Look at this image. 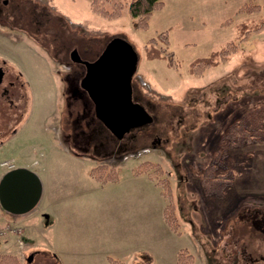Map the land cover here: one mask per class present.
I'll use <instances>...</instances> for the list:
<instances>
[{"label": "rangeland", "instance_id": "374dc122", "mask_svg": "<svg viewBox=\"0 0 264 264\" xmlns=\"http://www.w3.org/2000/svg\"><path fill=\"white\" fill-rule=\"evenodd\" d=\"M253 1L264 4V0ZM164 2L146 30H135L127 7L121 17L108 20L91 11L89 0H0V66L8 68L0 87L13 83L9 88L12 103L0 98V140L13 128L18 132L0 152V162L40 169L38 179L44 189L54 186V196L68 202L64 209L70 216H83V222L96 224L99 231L105 232L103 216L114 217L118 229L125 216L133 217V222L134 217L144 219L137 228L147 224L153 234L144 238L137 230V238L126 239L133 243L131 247L146 239L149 246L159 244L163 209L171 203L181 236L174 234L170 244L187 249L195 264H264V141L227 151L233 179L222 195L206 194L199 176L230 124L264 104V32L253 34L227 63L209 68L199 77L188 72L194 59L207 57L235 40V24L264 19V10L257 15L236 14L248 0ZM229 19L231 24L222 25ZM168 29L169 49L179 63L176 70L167 68L163 60L144 56L146 42ZM115 37L127 41L138 56L134 80L153 121L123 136L124 147L120 144L115 154L117 162L108 163L120 183L94 187V191L90 185L94 183L81 178L80 168L85 164L69 163L59 154L63 149H76L72 139L65 137H71L73 127L67 122L69 108L62 95L69 87L62 81L71 49L92 61ZM94 125L100 127L96 136L91 135L95 143L108 140L114 145L109 131L97 120ZM155 136L160 143H154ZM87 149L92 153V147ZM123 154L128 155L126 159L118 160ZM98 158L91 156L86 162L89 171L101 163ZM144 162L160 167L161 175L152 170L146 177L153 176L154 185L157 179H167L171 200H163L161 187L145 176L133 177L132 170ZM215 171V175L221 174L218 168ZM91 179L88 181L93 182ZM0 214L21 231L9 236L21 250L24 230L14 223L19 215L1 206ZM102 232L98 247L106 243ZM11 251L0 240V254ZM43 252L31 259L28 250L22 264H56ZM170 257L169 251L164 252L158 264H172ZM139 259L137 264H145Z\"/></svg>", "mask_w": 264, "mask_h": 264}, {"label": "trees", "instance_id": "16d2710c", "mask_svg": "<svg viewBox=\"0 0 264 264\" xmlns=\"http://www.w3.org/2000/svg\"><path fill=\"white\" fill-rule=\"evenodd\" d=\"M89 1L91 11L108 20L121 17L124 7H127V13L133 21L135 30H146L153 13L162 10L165 4L164 0ZM262 10H264V4L259 5L254 3L253 0H248L247 3L237 10L236 14L257 15ZM229 24H231L230 19L223 22L222 25ZM235 29L237 36L234 41L228 42L217 51H212L207 57L194 59L189 64L188 72L191 76L199 77L207 69L227 63L233 55L238 53L240 46L244 42H248L247 40L253 34L257 35L264 32V19L261 17L258 20L246 19L235 24ZM169 30L158 33L146 42L144 45V56L147 60H163L167 68L176 70L179 63L174 52L169 49ZM258 141H264V104L250 109L227 128L217 149L213 152L212 161L199 172L205 193L220 196L223 194L224 189L231 184L233 172L227 160V151L230 148L241 147ZM217 168L221 173L218 176L215 175ZM152 170L159 174L161 173L159 166L149 162L140 164L136 169L132 170V173L138 176L143 173L149 174ZM89 176L100 184L116 183L120 178L115 169L110 168L107 164H100L90 169ZM149 178L150 180H155L151 175ZM156 185L161 187V195L165 199L171 200L172 194L167 179H157ZM163 217L169 229L177 233L179 226L171 203L165 206ZM141 255L145 264H153V258L150 254L144 253ZM176 259V264H193L194 262L193 256L186 249H180L177 252ZM0 264L20 263L15 256L0 254ZM108 264H124V262L109 258Z\"/></svg>", "mask_w": 264, "mask_h": 264}, {"label": "crops", "instance_id": "0c3cea01", "mask_svg": "<svg viewBox=\"0 0 264 264\" xmlns=\"http://www.w3.org/2000/svg\"><path fill=\"white\" fill-rule=\"evenodd\" d=\"M8 35L9 34L6 36ZM17 133V130L13 128L9 136L7 135L0 140V152L3 150L8 140L15 137ZM59 154H62V157L69 163L78 162L80 165L85 164L82 166V168H80L82 169L80 171L81 178L86 179L87 184L94 183L90 184L93 186L94 191H96L94 187H101L104 189L107 187L116 186L121 181L119 178L118 182L116 183L100 184L91 179L88 175L89 169L86 166V162L89 161L91 157L86 153L72 149H63L59 152ZM98 159L101 161L100 164H108V160H110H101L100 158ZM17 168H24L30 171L37 178L40 185V193L37 202L25 213L14 214L19 215L18 217L20 218L14 223L21 226L24 230V235L22 236L24 247L20 250L13 242L14 238L10 239L8 237L3 239L5 244L9 245L10 249L12 250L11 252H7L5 254L15 256L20 264L27 260V254H25V252L29 250L32 259L35 255L43 252L41 249H43L45 251L43 253L48 254L51 261L55 262L56 264H108L109 258L121 260L124 262V264H137V258L139 257L142 259L140 255L143 252L150 254L155 260V264H158L162 263L159 261V257L163 256L164 252L166 251L167 254L168 251L170 252V260L172 261V264H176L175 257L180 247H173L170 243H173L172 240L174 237H180L181 233L172 232L165 223L164 217L162 218V233L164 236H159V244L155 245L152 242L151 246H149L146 239L142 245L139 246L136 244V246L131 247L133 243H130L126 239H129L131 236L135 237V235L137 238V230L141 232L139 233L141 234L140 236L143 234L144 238H151L153 234L152 230H147V224L144 226V228H137L138 225L141 226V222L144 219H138L134 217L133 222V217L129 219L127 216H125V218L120 220L121 229H118V226L116 225L117 220H115L114 217L103 216L104 218L102 219H104V226L102 228L105 230V232L99 231L96 224H89V221L87 223L83 222V216H70L68 209H64L65 206L68 205V202L66 201L62 203L60 198H58L56 195L54 196V186L44 189L43 185L40 184L38 179L40 169L35 170L31 169V167L24 166L16 167L15 169ZM7 172L9 171L4 168L0 169V181ZM143 176L146 177V174H141L138 176L133 175L134 178ZM146 178L150 183H154L150 181L148 177ZM88 179H91L93 182H89ZM160 196L162 197L161 194ZM163 200L166 199L163 197ZM3 220L5 219L3 218ZM80 230V234L76 232ZM83 231L88 236H84L82 234ZM101 232L102 235H106V238L103 239V241H106V243H104V247H98V235H101ZM89 236H91V238H88ZM114 238L118 239L115 241ZM162 250L166 251L163 252ZM245 251L246 250H243L242 252Z\"/></svg>", "mask_w": 264, "mask_h": 264}, {"label": "water", "instance_id": "95a60500", "mask_svg": "<svg viewBox=\"0 0 264 264\" xmlns=\"http://www.w3.org/2000/svg\"><path fill=\"white\" fill-rule=\"evenodd\" d=\"M71 58L80 61L76 50L71 52ZM137 63L135 50L119 37L112 38L95 61L84 62L86 73L81 86L93 103L96 119L116 139L153 121L146 109L132 100L131 79ZM3 74L0 71V84ZM39 193L40 185L34 174L17 168L0 181V206L6 212L22 214L37 202Z\"/></svg>", "mask_w": 264, "mask_h": 264}, {"label": "flooded vegetation", "instance_id": "af4514ba", "mask_svg": "<svg viewBox=\"0 0 264 264\" xmlns=\"http://www.w3.org/2000/svg\"><path fill=\"white\" fill-rule=\"evenodd\" d=\"M76 49V48H75ZM75 49H71L67 55V58L69 59L68 62V67L66 70V73L63 77V83L64 85L69 87V89H64L63 90V96L65 100V105L67 108H69V114H68V119L67 122L73 127L72 131L73 134L71 137L68 135L65 137L66 139L71 138L73 145L77 150L82 153H86L90 157H99L101 160H106V159H116L115 154L118 152V148L124 147L122 143V139H116L110 132V134L113 136V139H111L112 142H114V145H110L107 142L104 144L100 143H95L94 139L96 136L95 131L96 129H100L99 126L94 125V121L97 120L101 125L102 123L96 119L94 115V106L92 101L90 100L87 92L82 88L81 86V81L86 73V65L84 62H93L96 60V58L100 55V52L97 56L93 58L92 61H85V59L82 57L81 53L77 50L78 57L80 61H73L71 58V52ZM103 50V49H102ZM64 60V59H62ZM60 61L61 63L63 61ZM64 63V62H63ZM62 63V64H63ZM8 70V68H6ZM4 66H0V71L7 73ZM6 70V71H5ZM3 74V76H4ZM9 85L0 87V98L3 99L6 103L11 104L12 101L10 100V91L9 88L13 84L12 82H8ZM1 85V84H0ZM131 89H132V100L136 103L141 104L144 108H146V104H143L141 97L138 95V89L135 84L134 80V75L132 76L131 79ZM149 114V113H148ZM151 116V114H149ZM153 117V115H152ZM103 126V125H102ZM134 133V132H133ZM131 133V134H133ZM128 134V133H127ZM130 134V135H131ZM92 135V136H91ZM125 136V135H124ZM102 137H105L102 135ZM136 135L134 134V138H131L132 140L136 139ZM154 143H160V138L155 136ZM108 143V144H107ZM121 144V147H120ZM154 145V144H153ZM92 147V153H89L87 147ZM110 146H113L111 148ZM124 149V148H123ZM121 150V149H120Z\"/></svg>", "mask_w": 264, "mask_h": 264}, {"label": "built area", "instance_id": "2783aa9c", "mask_svg": "<svg viewBox=\"0 0 264 264\" xmlns=\"http://www.w3.org/2000/svg\"><path fill=\"white\" fill-rule=\"evenodd\" d=\"M0 167L10 170L14 168V164L11 161H2ZM20 232V230H16L15 226H12V223L3 220L0 214V240L13 234L18 236Z\"/></svg>", "mask_w": 264, "mask_h": 264}]
</instances>
